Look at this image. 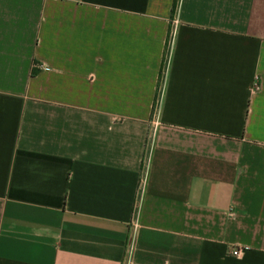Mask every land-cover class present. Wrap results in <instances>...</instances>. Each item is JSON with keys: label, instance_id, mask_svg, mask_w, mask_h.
<instances>
[{"label": "crops", "instance_id": "1", "mask_svg": "<svg viewBox=\"0 0 264 264\" xmlns=\"http://www.w3.org/2000/svg\"><path fill=\"white\" fill-rule=\"evenodd\" d=\"M0 264H264V0H0Z\"/></svg>", "mask_w": 264, "mask_h": 264}, {"label": "built area", "instance_id": "2", "mask_svg": "<svg viewBox=\"0 0 264 264\" xmlns=\"http://www.w3.org/2000/svg\"><path fill=\"white\" fill-rule=\"evenodd\" d=\"M142 186H144L143 182H142ZM133 228L135 230H137V228H138V223L137 222H134ZM242 253H243L242 249H233L232 252H231L232 256L237 257V258L240 257L242 255Z\"/></svg>", "mask_w": 264, "mask_h": 264}]
</instances>
